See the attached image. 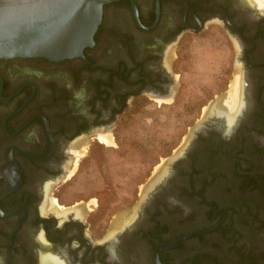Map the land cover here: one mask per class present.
<instances>
[{"label": "flooded vegetation", "instance_id": "flooded-vegetation-1", "mask_svg": "<svg viewBox=\"0 0 264 264\" xmlns=\"http://www.w3.org/2000/svg\"><path fill=\"white\" fill-rule=\"evenodd\" d=\"M211 25L242 68L234 120L209 108L129 219L61 205L77 148L172 98L167 49ZM0 264H264V0H113L83 56L0 58Z\"/></svg>", "mask_w": 264, "mask_h": 264}, {"label": "rangeland", "instance_id": "rangeland-1", "mask_svg": "<svg viewBox=\"0 0 264 264\" xmlns=\"http://www.w3.org/2000/svg\"><path fill=\"white\" fill-rule=\"evenodd\" d=\"M168 49L164 60L175 78L172 98L137 97L111 132L114 146L90 141L77 148L53 190L61 205L83 209L93 224L107 216L115 221L136 215L147 186L174 155L180 156L193 137L189 139L191 129L209 108L224 101L229 107L239 103L238 52L216 25L188 32Z\"/></svg>", "mask_w": 264, "mask_h": 264}, {"label": "water", "instance_id": "water-1", "mask_svg": "<svg viewBox=\"0 0 264 264\" xmlns=\"http://www.w3.org/2000/svg\"><path fill=\"white\" fill-rule=\"evenodd\" d=\"M111 1L0 0V58L83 56L94 45L104 5Z\"/></svg>", "mask_w": 264, "mask_h": 264}, {"label": "bare ground", "instance_id": "bare-ground-1", "mask_svg": "<svg viewBox=\"0 0 264 264\" xmlns=\"http://www.w3.org/2000/svg\"><path fill=\"white\" fill-rule=\"evenodd\" d=\"M238 106V105H237ZM237 106H233L234 108H235V111H232V108L228 111V110H225L224 108H223V105H222V103H219V104H217L216 106H215V109H214V111L213 112H211L213 115H217V116H222V117H224V118H226V120L227 121H233L234 120V117H235V113H236V111L238 110V107ZM228 123V122H227ZM194 130V129H193ZM193 133V132H192ZM101 137V136H100ZM104 137V136H103ZM103 137H101V141L102 142H109L106 138H103ZM160 175H161V173L158 175V176H156L157 178L158 177H160ZM150 184H154V182L153 183H150ZM148 189H150V188H147V192H148ZM144 197V196H143ZM119 221H121L120 219H117L116 220V222H119ZM123 221V220H122ZM49 261V260H48Z\"/></svg>", "mask_w": 264, "mask_h": 264}]
</instances>
